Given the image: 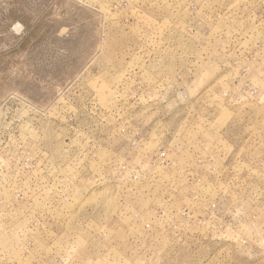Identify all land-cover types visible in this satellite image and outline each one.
Wrapping results in <instances>:
<instances>
[{
	"label": "rangeland",
	"instance_id": "rangeland-1",
	"mask_svg": "<svg viewBox=\"0 0 264 264\" xmlns=\"http://www.w3.org/2000/svg\"><path fill=\"white\" fill-rule=\"evenodd\" d=\"M0 264H264V0H0Z\"/></svg>",
	"mask_w": 264,
	"mask_h": 264
}]
</instances>
